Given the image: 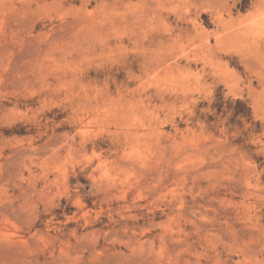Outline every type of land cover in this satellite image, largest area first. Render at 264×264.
I'll return each instance as SVG.
<instances>
[{"label":"rangeland","instance_id":"rangeland-1","mask_svg":"<svg viewBox=\"0 0 264 264\" xmlns=\"http://www.w3.org/2000/svg\"><path fill=\"white\" fill-rule=\"evenodd\" d=\"M0 264H264V0H0Z\"/></svg>","mask_w":264,"mask_h":264}]
</instances>
